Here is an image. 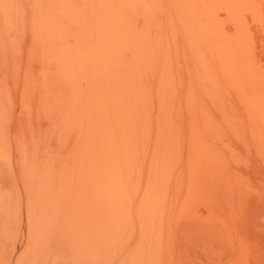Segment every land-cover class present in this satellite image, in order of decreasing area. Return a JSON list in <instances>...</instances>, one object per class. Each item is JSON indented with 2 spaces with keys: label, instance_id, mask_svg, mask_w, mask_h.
<instances>
[{
  "label": "rangeland",
  "instance_id": "374dc122",
  "mask_svg": "<svg viewBox=\"0 0 264 264\" xmlns=\"http://www.w3.org/2000/svg\"><path fill=\"white\" fill-rule=\"evenodd\" d=\"M23 10L17 25L10 18L0 49V264H264V158L257 131L240 128L241 106L227 84L196 92L200 117L177 124L203 133L146 137L140 150L133 145L134 162L120 139L121 160L109 149L99 170L97 149L99 157L78 168L71 107L43 99L34 10ZM158 142L166 143L162 154ZM160 166L166 172L154 193ZM189 185L202 199L183 192Z\"/></svg>",
  "mask_w": 264,
  "mask_h": 264
},
{
  "label": "bare ground",
  "instance_id": "6f19581e",
  "mask_svg": "<svg viewBox=\"0 0 264 264\" xmlns=\"http://www.w3.org/2000/svg\"><path fill=\"white\" fill-rule=\"evenodd\" d=\"M26 6L34 10L32 36L37 63L45 70L43 99H68L74 121L70 134L79 137V157L73 162L78 168H88L99 157L97 149L104 150L97 160L101 170L109 149L128 145L126 158L134 162L133 145L148 144L146 137L203 133L177 124L200 117L196 92L218 82H225L228 97L240 103L238 116L245 120L240 128L257 131L255 146L264 158V0H0V49L5 51L3 34L12 31L11 20L20 23ZM165 145L160 142L155 149L162 154ZM115 154L121 160L119 148ZM156 172L154 193L166 169ZM183 192L202 199L192 185Z\"/></svg>",
  "mask_w": 264,
  "mask_h": 264
}]
</instances>
